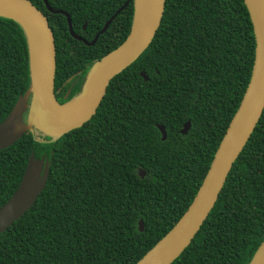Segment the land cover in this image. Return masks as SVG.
Listing matches in <instances>:
<instances>
[{
  "label": "trees",
  "instance_id": "16d2710c",
  "mask_svg": "<svg viewBox=\"0 0 264 264\" xmlns=\"http://www.w3.org/2000/svg\"><path fill=\"white\" fill-rule=\"evenodd\" d=\"M29 1L54 36L55 89L75 76L56 94L64 103L65 91L75 97L91 66L126 39L133 4L88 47L70 36L64 16ZM126 1L47 0L86 41ZM254 49L243 0H165L150 46L111 80L87 123L59 139L27 132L0 151V207L31 156L49 162L37 201L0 234V264H136L195 197L246 90ZM28 88L25 35L0 17V123ZM263 239L264 110L214 208L172 264H249Z\"/></svg>",
  "mask_w": 264,
  "mask_h": 264
},
{
  "label": "water",
  "instance_id": "95a60500",
  "mask_svg": "<svg viewBox=\"0 0 264 264\" xmlns=\"http://www.w3.org/2000/svg\"><path fill=\"white\" fill-rule=\"evenodd\" d=\"M42 1L49 13L65 17L70 36L86 46L94 45L112 20L132 2L130 30L117 48L91 66L79 93L68 99V91L63 97L65 102L60 103L54 90V36L46 16L29 0H0V17L14 21L25 35L29 62V88L0 123V151L13 145L27 132H38L46 137L59 139L87 123L96 113L111 80L131 66L150 46L161 24L165 7V0H127L104 24L92 42H87L74 34L70 16L66 12L53 10L47 0ZM243 3L255 41L254 61L246 90L186 212L136 264H172L190 245L214 208L233 164L264 110V0H243ZM140 76L145 81L148 80L144 72ZM77 99L76 106L70 108L69 104ZM157 129L161 140H166L164 127L157 125ZM189 129L190 121H187L180 132L186 135ZM48 165L49 162L44 161V158L37 160L30 157L19 187L0 207V234L19 220L37 201L47 181ZM139 175L143 178L144 172L140 171ZM138 229L143 231L141 220ZM249 264H264V239Z\"/></svg>",
  "mask_w": 264,
  "mask_h": 264
},
{
  "label": "flooded vegetation",
  "instance_id": "af4514ba",
  "mask_svg": "<svg viewBox=\"0 0 264 264\" xmlns=\"http://www.w3.org/2000/svg\"><path fill=\"white\" fill-rule=\"evenodd\" d=\"M130 3H132V2H130ZM84 29V28H83ZM96 35V34H95ZM79 37H81V36H79ZM94 37L95 36H93L92 37V39H90L89 41H87V42H92V40L94 39ZM82 38V37H81ZM83 39V38H82ZM85 40V39H84ZM86 41V40H85ZM95 44V43H94ZM86 46V45H85ZM93 46V45H92ZM88 47H90V46H88ZM72 77H75V76H72ZM73 79V78H72ZM71 79V80H72ZM70 81H68V80H66V82H64V83H62V85H61V87H59V88H57V89H55V87H54V90H55V96H56V94H58V93H60L61 92V90H62V88L65 86V84H67V83H69ZM55 84V83H54ZM82 84H83V82H82ZM82 84L80 85V87H79V90H78V93H79V91H80V89H81V87H82ZM68 91H70V93H71V88H69V89H67L66 91H65V94L68 92ZM70 93H69V95H70ZM65 94H64V96H65ZM63 96V97H64ZM57 99V98H56ZM58 100V99H57ZM59 101V100H58Z\"/></svg>",
  "mask_w": 264,
  "mask_h": 264
},
{
  "label": "bare ground",
  "instance_id": "6f19581e",
  "mask_svg": "<svg viewBox=\"0 0 264 264\" xmlns=\"http://www.w3.org/2000/svg\"><path fill=\"white\" fill-rule=\"evenodd\" d=\"M77 102H78V99L77 100H73L70 104H69V107L71 108H73V107H75L76 106V104H77Z\"/></svg>",
  "mask_w": 264,
  "mask_h": 264
},
{
  "label": "rangeland",
  "instance_id": "374dc122",
  "mask_svg": "<svg viewBox=\"0 0 264 264\" xmlns=\"http://www.w3.org/2000/svg\"><path fill=\"white\" fill-rule=\"evenodd\" d=\"M44 161H47V159H45V158H44ZM42 168H43V171H44V170H45V168H46V163H45V164H43V167H42ZM41 175H42V174H41ZM39 181H40V179H38V182H39Z\"/></svg>",
  "mask_w": 264,
  "mask_h": 264
}]
</instances>
